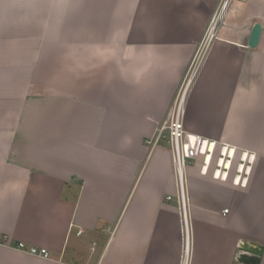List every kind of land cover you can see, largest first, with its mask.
<instances>
[{"label":"crops","instance_id":"obj_1","mask_svg":"<svg viewBox=\"0 0 264 264\" xmlns=\"http://www.w3.org/2000/svg\"><path fill=\"white\" fill-rule=\"evenodd\" d=\"M218 3L0 0V264H96L101 254L103 264L179 263L172 153L149 140ZM56 42L61 63L48 69V52L34 67L33 53ZM185 124L217 143L208 170L203 157L188 169L192 264H239L241 242L264 246V0L232 4ZM223 146L234 153L226 179V168L214 176ZM21 241L49 257L17 249Z\"/></svg>","mask_w":264,"mask_h":264},{"label":"built area","instance_id":"obj_2","mask_svg":"<svg viewBox=\"0 0 264 264\" xmlns=\"http://www.w3.org/2000/svg\"><path fill=\"white\" fill-rule=\"evenodd\" d=\"M236 1L246 0H219L218 6L213 12L205 35L201 40L194 57L192 58V61L181 83L174 102L169 107L163 120L156 127L153 137L151 138V140H149L150 144H152L153 147L159 145L161 141H167L170 145L172 153V160L175 166L177 178L178 200L182 206L184 223L183 244L178 264H192L193 262L191 221L188 217V202L186 199L188 169L190 165L195 164L201 157H203L205 161L203 170H208L212 165L213 156L215 154V149L217 146L216 141V144H214V141H211L208 138H204L201 135L192 133L186 127L185 118L187 99L192 84L203 65L208 51L217 35L219 27L224 23L229 9ZM225 147L226 146H223V148L221 149V156L217 159V169H215L214 174L215 177H220L219 171H222L224 168H226L227 170H225L224 172L227 173L222 175L224 179L228 177L227 175L234 160L232 153L231 157H229L230 154H226ZM244 154L241 157V163L239 162V165L237 167V170H239V172L236 175L235 182H240L242 178V172L245 167V160H243ZM225 159L227 162L224 164ZM247 180V177H245L243 181ZM168 198L170 199L171 196H168ZM224 211L228 212L229 208H226ZM16 248L41 257H49L50 255L48 248L37 247L33 245L29 246L22 241L16 244ZM96 264H103V254H101Z\"/></svg>","mask_w":264,"mask_h":264},{"label":"water","instance_id":"obj_3","mask_svg":"<svg viewBox=\"0 0 264 264\" xmlns=\"http://www.w3.org/2000/svg\"><path fill=\"white\" fill-rule=\"evenodd\" d=\"M262 31L263 25L260 22L255 23L250 35L249 46H257ZM239 250L240 254L237 258L239 264H260L264 246L256 242L243 241L239 246Z\"/></svg>","mask_w":264,"mask_h":264},{"label":"rangeland","instance_id":"obj_4","mask_svg":"<svg viewBox=\"0 0 264 264\" xmlns=\"http://www.w3.org/2000/svg\"><path fill=\"white\" fill-rule=\"evenodd\" d=\"M48 43H51V42H45V44H48ZM42 46H41V44L38 42V45H37V47L35 48V49H40ZM49 47H51V49H45V52L41 55V56H37V53H33V60H34V67H36V68H41V66H43V64L41 63L42 62V56L43 57H46L47 56V54H48V52H50V53H52L51 55H50V57H51V60L49 61L50 62V64L51 65H48V69L54 64V65H57L58 63H61V62H59V60H60V57L58 56V55H56V54H53V52L55 51V50H57L58 48H59V45L57 44V42L55 43V45H52L51 44V46H49ZM56 52H58V51H56ZM0 61H2L1 60V58H0ZM0 67L1 68H4L5 67V65H3L2 64V62H0ZM0 68V69H1ZM35 69V68H34ZM5 70V69H4ZM5 72V71H4ZM36 77H37V75H36ZM40 81L41 80V77H39L38 76V78L36 79V81ZM33 80H31V82H32ZM35 84H39V83H35ZM36 88V87H35ZM36 89H33V91H32V89H31V91H30V93H29V97L31 96V94L33 93V94H36ZM25 108H26V105H25ZM21 112L22 113H24V117L27 115V113H30V111L29 110H23V109H21ZM159 145H162L164 148L165 147H169L170 148V145H169V143L167 142V141H161L160 143H159ZM152 148H153V146H152V144L150 145ZM235 159H236V157H235ZM236 161H237V159H236ZM86 241V240H85ZM86 243V242H85Z\"/></svg>","mask_w":264,"mask_h":264},{"label":"bare ground","instance_id":"obj_5","mask_svg":"<svg viewBox=\"0 0 264 264\" xmlns=\"http://www.w3.org/2000/svg\"><path fill=\"white\" fill-rule=\"evenodd\" d=\"M234 154V153H233ZM247 156V154H245V157ZM224 162H225V160H224ZM221 173V171H219V174ZM227 173V172H226Z\"/></svg>","mask_w":264,"mask_h":264},{"label":"snow or ice","instance_id":"obj_6","mask_svg":"<svg viewBox=\"0 0 264 264\" xmlns=\"http://www.w3.org/2000/svg\"><path fill=\"white\" fill-rule=\"evenodd\" d=\"M239 183V181H237Z\"/></svg>","mask_w":264,"mask_h":264}]
</instances>
